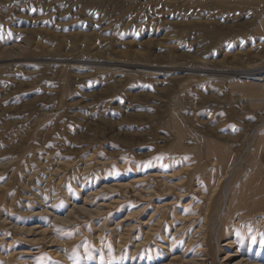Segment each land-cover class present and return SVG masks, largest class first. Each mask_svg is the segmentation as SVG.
<instances>
[{
  "label": "rangeland",
  "instance_id": "1",
  "mask_svg": "<svg viewBox=\"0 0 264 264\" xmlns=\"http://www.w3.org/2000/svg\"><path fill=\"white\" fill-rule=\"evenodd\" d=\"M0 264H264V0H0Z\"/></svg>",
  "mask_w": 264,
  "mask_h": 264
},
{
  "label": "bare ground",
  "instance_id": "2",
  "mask_svg": "<svg viewBox=\"0 0 264 264\" xmlns=\"http://www.w3.org/2000/svg\"><path fill=\"white\" fill-rule=\"evenodd\" d=\"M252 77V76H251ZM254 78V77H253ZM128 186V185H127ZM125 187H126V185H125ZM141 196H142V194H140ZM87 211V210H86ZM132 216V215H131ZM130 217V216H129ZM147 234V233H146ZM149 234H150V232H149ZM147 236V235H146ZM148 238V237H147ZM146 238V239H147ZM146 239L144 240V241H146ZM231 244V243H230ZM141 245L140 244H136L135 245V251L140 247Z\"/></svg>",
  "mask_w": 264,
  "mask_h": 264
}]
</instances>
